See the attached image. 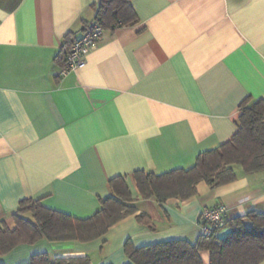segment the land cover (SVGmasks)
<instances>
[{
  "label": "crops",
  "instance_id": "1",
  "mask_svg": "<svg viewBox=\"0 0 264 264\" xmlns=\"http://www.w3.org/2000/svg\"><path fill=\"white\" fill-rule=\"evenodd\" d=\"M97 1L0 0V219L9 228L25 198L87 217L117 175L137 197L134 171L191 166L231 138L243 100H264V0H129L137 21L105 28L84 63L61 73L63 37L94 21ZM233 168L235 180L200 181L186 200L138 196L135 214L151 225L131 214L95 240L18 244L0 264L40 252L126 264L127 239L195 240L203 207L227 204V220L264 213V170ZM209 255L200 252L203 264Z\"/></svg>",
  "mask_w": 264,
  "mask_h": 264
},
{
  "label": "trees",
  "instance_id": "2",
  "mask_svg": "<svg viewBox=\"0 0 264 264\" xmlns=\"http://www.w3.org/2000/svg\"><path fill=\"white\" fill-rule=\"evenodd\" d=\"M95 19L102 21L105 29L134 23L137 16L129 0H98ZM74 37V32L63 37L56 55L61 68ZM249 100L247 97L239 105L238 124L231 138L200 152L191 166L163 173L134 171L137 197L154 198L159 204L170 198L186 200L197 193L196 185L200 181L216 187L235 180L234 165H240L245 173L264 170V100ZM108 185L111 193L100 198L99 208L83 218L49 208L39 199L20 200L12 214L13 228L0 219V254L18 244H31L42 238L87 242L103 236L113 224L137 210L134 202L138 198L133 197L123 176L111 177ZM135 218L139 223L151 225L144 212L135 214ZM228 227V231L219 234ZM123 249L128 259L126 264H203L200 252L204 250L210 254L209 264H260L264 260V213L252 210L230 220L226 215L223 227L212 229L208 235L200 233L193 241L168 239L135 247L127 239ZM89 263L86 255L51 258L48 253L40 252L25 264Z\"/></svg>",
  "mask_w": 264,
  "mask_h": 264
},
{
  "label": "built area",
  "instance_id": "3",
  "mask_svg": "<svg viewBox=\"0 0 264 264\" xmlns=\"http://www.w3.org/2000/svg\"><path fill=\"white\" fill-rule=\"evenodd\" d=\"M120 23V21H118ZM104 27L100 20L85 25L79 35H76L65 54V62L61 68L64 73L84 63L85 54L92 49L103 35ZM229 206L225 203L203 207L199 213L200 233L208 235L212 229L225 225Z\"/></svg>",
  "mask_w": 264,
  "mask_h": 264
},
{
  "label": "rangeland",
  "instance_id": "4",
  "mask_svg": "<svg viewBox=\"0 0 264 264\" xmlns=\"http://www.w3.org/2000/svg\"><path fill=\"white\" fill-rule=\"evenodd\" d=\"M225 230H226V228H225V229H222L220 232H221V233H224V232H225Z\"/></svg>",
  "mask_w": 264,
  "mask_h": 264
}]
</instances>
